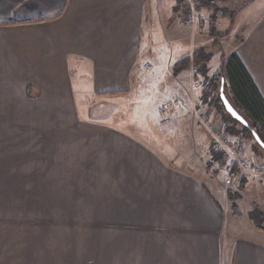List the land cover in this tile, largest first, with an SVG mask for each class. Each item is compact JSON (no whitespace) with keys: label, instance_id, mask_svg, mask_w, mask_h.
<instances>
[{"label":"crops","instance_id":"obj_1","mask_svg":"<svg viewBox=\"0 0 264 264\" xmlns=\"http://www.w3.org/2000/svg\"><path fill=\"white\" fill-rule=\"evenodd\" d=\"M39 1L13 0L18 17L0 21V185H13L0 189L30 191L37 176L42 184L51 182L54 164L66 179L70 154L79 158L81 153L82 165L83 159L91 160V167L103 164V175L113 176V167L122 164L131 187L118 192L126 210L136 213L133 221L143 223L140 239L159 240L156 264H264L261 231L255 234L251 224L249 231L239 229L242 215L230 220L226 198L216 197L182 157L169 154L181 130H189V141L196 143L197 122L179 114L163 124L162 150L147 138V130L158 125L145 114L157 110L155 104L200 96L191 69L175 75L169 65L162 73L146 61L155 46L157 17L163 6L173 8V0H66L55 15ZM42 12L46 17H35ZM171 38L166 42L180 45L177 36ZM238 39L235 52L264 96V14ZM196 44L188 42L187 53H194ZM165 55L170 63L173 51ZM154 68L148 81L160 80L162 89L151 97L145 79ZM136 94L142 95L131 103L139 109L136 117L115 119L114 102L125 96L132 102ZM98 102L112 107V113L98 116ZM86 148L92 154L85 158ZM30 213L36 217L35 210ZM145 223L151 231L147 236ZM35 233L0 225V264H38ZM136 254L135 264H144V246Z\"/></svg>","mask_w":264,"mask_h":264},{"label":"rangeland","instance_id":"obj_2","mask_svg":"<svg viewBox=\"0 0 264 264\" xmlns=\"http://www.w3.org/2000/svg\"><path fill=\"white\" fill-rule=\"evenodd\" d=\"M65 2L66 0H43L39 1L37 5L47 10L53 8L54 11L51 15H55ZM163 8V14L157 17L158 23L155 24L154 30L155 46L152 49V56L146 58L147 62L152 63L155 68L159 65L158 70L165 73V68L176 64V59H181L187 54L193 56V52L187 53L188 42H191L193 47V44L197 43L194 52L203 48L204 52L211 54L205 69L206 75L199 72L202 68L200 64L194 65L192 63L187 68L193 71L195 92L200 94L198 96L194 93L193 96L197 99L194 100L209 114L210 126L201 124L194 115L186 114L193 122H197L196 134L199 137L196 143H193L191 140L189 141L191 136L189 130H181L179 132L181 140L169 144L172 145L169 154L172 155V152H175L174 156L182 157L183 164L191 166L193 172L210 187L216 197L226 198L224 208L226 212L228 211L230 220L234 215H242L239 221L241 223L239 229L249 231V224H251L252 228L256 230L255 234L261 231V238L263 239L264 183L253 176H238L230 184L225 183L226 175L222 171L225 163L213 161L212 158V151L214 150L210 127L224 129L230 134L231 139L239 140L240 138L241 148L247 151L246 157H249L251 162L264 161L263 149L252 136L242 137L234 131L231 133L230 129L239 130L241 125L232 123L217 104V96L214 97V93L212 94V86L209 81L214 74L223 72L224 64L228 56L235 52L238 38L242 35L244 28L252 27L255 21L264 14V0H173V8L167 6H163ZM18 15L13 0H0V21L17 18ZM45 15L46 13L42 12L35 17L43 18ZM188 34L191 35L190 41ZM171 36H177L180 39V45H176L177 43L174 45L173 42L167 43L168 37L172 39ZM168 45H173L172 64L167 61L168 57H165V54L170 56L172 52L167 49ZM178 46L180 52H176ZM162 59L165 62V67ZM155 68L148 73L146 81L153 76L156 71ZM171 72H173V67ZM150 81H148L145 89H147L148 96L155 97L156 93L162 89V84L160 80ZM197 81L200 86L196 87L195 82ZM220 89L222 90L221 84H218L217 94H220ZM205 92L211 93L207 101L203 99ZM140 96L142 97V95L136 94L132 102H126V96L114 102L117 109L121 110L120 113H117L118 110L116 109L114 118L126 119L128 115V118L134 119L139 109L136 112L137 106L132 104L135 101L138 103ZM177 99L174 97L161 101L159 104H155L157 110H150L145 113L148 114L150 122L158 125H153L150 130L147 128L141 130L143 132L147 130L149 132L147 134L146 131L147 138L156 142L159 147L164 146L159 141L160 135L167 134L163 131L164 129H161L162 125L170 123L176 115L185 114L177 108L170 120L166 121L162 119L159 108ZM94 107L99 109L96 111L100 117H104V113H108L112 108L99 102ZM155 111L158 112V117L155 116ZM110 112L112 113V111ZM191 119L189 120L192 123ZM199 129L202 130L203 134ZM137 131L140 132V130ZM160 138L162 140V137ZM147 144L152 149L156 147L155 143L147 142ZM160 148L162 150V147ZM80 154L79 158L76 154H70L67 162L68 177L66 179L64 175L60 177L57 174L58 168L54 164L51 182L47 181L42 184L39 181L41 177L37 176L36 185L30 191L0 189L1 229L3 226L5 229H9V226H15L16 231H35L38 264H41L43 260L45 264H135L137 262L136 253L141 252L142 246L146 252L144 264H156L159 240L140 239L143 223L137 222V220L133 221L136 213L126 210V199L122 198L118 192L119 187L121 194L127 190L126 188L131 187L130 184L126 187L125 165L121 164V168L118 167V164L114 166L112 169L113 176L103 175V164L98 167H91L89 166L91 160L84 161L83 159L82 165ZM91 154L90 150L88 151L86 148L85 158ZM78 163L79 168L76 167ZM98 169L101 170L102 174L92 173ZM60 178H63V181ZM242 178L245 180L244 184H241ZM0 187L11 188L13 185H0ZM85 189L86 191H83ZM129 196L128 205L130 207L133 204V199L131 195ZM255 208L258 209V224L262 225L263 229L258 227L257 223L250 217V212ZM30 210L36 211V217L31 214L32 212L30 213ZM128 213L130 216L127 215ZM145 224L143 232H146L147 236L151 231L149 230V223ZM139 257L142 258L141 255ZM166 263L170 264V262Z\"/></svg>","mask_w":264,"mask_h":264},{"label":"trees","instance_id":"obj_3","mask_svg":"<svg viewBox=\"0 0 264 264\" xmlns=\"http://www.w3.org/2000/svg\"><path fill=\"white\" fill-rule=\"evenodd\" d=\"M233 12L236 11L233 10ZM210 57L211 54H207L204 52L203 48H199L194 52L193 56H185L177 61L173 67V73L177 75L193 63L194 65L200 64L202 68L199 72L206 75L205 69L207 68ZM223 80L225 82L223 91L226 92L227 98L239 117L247 121V125L244 124L241 119L234 117L231 112L227 111L221 98V89L220 94H217L218 84H222ZM209 83L212 86V94L214 93V97L217 96V104L227 114L228 119L234 124L241 125L239 130L230 129L231 133L234 131L242 137L252 136L256 140V143L262 147L264 153V147L256 138L258 137L260 141L264 143V96L240 56L236 52L231 53L224 64L223 72L214 74V76L210 78ZM209 96H211V93L205 92L203 94V99L207 101ZM212 158L213 161L220 162L221 164L224 163L222 153L212 151ZM237 172L238 169L236 168L232 173L235 176ZM244 183L245 180L242 178L241 184ZM250 217L257 223L258 227L263 229V226L258 224L259 218L257 208L250 212Z\"/></svg>","mask_w":264,"mask_h":264},{"label":"built area","instance_id":"obj_4","mask_svg":"<svg viewBox=\"0 0 264 264\" xmlns=\"http://www.w3.org/2000/svg\"><path fill=\"white\" fill-rule=\"evenodd\" d=\"M195 86H200V83L198 81L195 82ZM177 108L182 110L185 114L194 115L201 124H204L207 127L210 126L209 114L198 105L193 98H190L189 100L178 98L173 102L166 103L159 108V113L163 120L168 121ZM210 128L213 140L212 148L214 151L222 153L224 158L225 164L222 171L226 175L225 183L230 184L232 180L238 176H253L260 182L264 183V161L251 162V159L246 157L247 151L241 148L242 143L240 138L239 140L231 139L229 137L230 134L224 129ZM236 168L238 169V172L234 176L232 172Z\"/></svg>","mask_w":264,"mask_h":264},{"label":"water","instance_id":"obj_5","mask_svg":"<svg viewBox=\"0 0 264 264\" xmlns=\"http://www.w3.org/2000/svg\"><path fill=\"white\" fill-rule=\"evenodd\" d=\"M224 80L222 81V84H221V88H222V92H221V98H222V101H223V104L225 105V108L227 109L228 112H231V114L236 117V118H239V115L237 114V112L233 109L232 107V104L230 103L229 99L227 98L226 94L224 93L223 89H224ZM242 122L244 124L247 125V121L246 120H243L241 119ZM257 140L259 141V143L264 147V143L260 141V139L258 137H256Z\"/></svg>","mask_w":264,"mask_h":264}]
</instances>
